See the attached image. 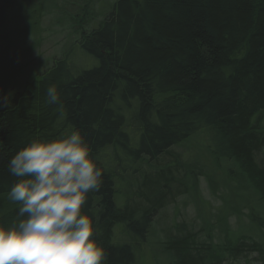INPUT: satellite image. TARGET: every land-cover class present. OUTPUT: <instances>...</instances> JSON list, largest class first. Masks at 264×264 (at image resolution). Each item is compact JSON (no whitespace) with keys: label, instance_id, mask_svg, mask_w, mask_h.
Segmentation results:
<instances>
[{"label":"trees","instance_id":"1","mask_svg":"<svg viewBox=\"0 0 264 264\" xmlns=\"http://www.w3.org/2000/svg\"><path fill=\"white\" fill-rule=\"evenodd\" d=\"M102 4L100 19L94 24L91 14L50 67L0 91L9 98L0 107V224L10 226L19 210L7 198L19 179L10 159L34 139L78 130L104 169L103 187L84 211L96 221L105 264H139L157 228V264L162 257L168 264H248L252 252L264 264V0ZM22 6L0 0V50ZM53 85L62 107L46 102ZM197 138L201 153L189 148ZM209 161L225 173L246 170L251 185L235 200L246 204V233L258 241H217L232 218L221 213L199 226H163L160 215L194 194ZM129 176L143 182L125 190Z\"/></svg>","mask_w":264,"mask_h":264},{"label":"clouds","instance_id":"2","mask_svg":"<svg viewBox=\"0 0 264 264\" xmlns=\"http://www.w3.org/2000/svg\"><path fill=\"white\" fill-rule=\"evenodd\" d=\"M46 102L63 106L54 85ZM8 104L0 97V107ZM8 169L19 179L7 198L19 210L10 226L0 224V264H105L96 221L84 211L90 194L103 187L104 169L80 131L32 140Z\"/></svg>","mask_w":264,"mask_h":264},{"label":"rangeland","instance_id":"3","mask_svg":"<svg viewBox=\"0 0 264 264\" xmlns=\"http://www.w3.org/2000/svg\"><path fill=\"white\" fill-rule=\"evenodd\" d=\"M19 2L23 3V6L11 21L10 41L5 42L0 50V91L4 92L15 89L18 84H23L30 74H36L39 70L41 73L50 67L54 59L61 57L76 43L81 37L79 35L83 32L82 29H87L85 20L87 21L91 14H94L96 17H93L95 20L92 22L95 24L106 7L102 4V0L100 2L96 0H19ZM21 67L25 71L21 70ZM200 143H203L201 138L194 139L189 143V148L193 152L201 153ZM208 164L211 168L209 176L200 180L194 194L187 198L188 200L178 199L160 215L161 222H165V224L162 223L163 226L174 228L176 224H189V222H197L199 226L202 223L201 218L202 220L209 218L208 221H210L213 214L221 213L225 218H232L229 220L230 227L223 234L219 233L217 241L232 245L240 239L241 235L256 238V235L252 237L253 235L246 233L248 219L246 212L241 209L246 204L238 205L235 200L236 194L245 192L244 186L251 185V179L246 174V170L235 166L232 173H225L218 168L217 164L210 161ZM136 179L129 176L125 190L138 188L143 179ZM262 213L264 214V211ZM235 221L239 224L236 225ZM157 230L151 234L153 235L151 244L145 248L146 255L139 264H157L155 260L158 254L157 241L163 237L162 232ZM258 257L257 253L252 252L248 257L251 261L248 264H261L256 262ZM168 263V258H160L159 264ZM236 264L246 263L241 260Z\"/></svg>","mask_w":264,"mask_h":264}]
</instances>
